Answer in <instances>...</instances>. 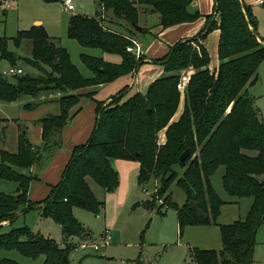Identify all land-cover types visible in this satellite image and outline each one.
<instances>
[{
	"label": "trees",
	"instance_id": "trees-1",
	"mask_svg": "<svg viewBox=\"0 0 264 264\" xmlns=\"http://www.w3.org/2000/svg\"><path fill=\"white\" fill-rule=\"evenodd\" d=\"M191 1L96 0L100 12L95 17L70 15L69 39L82 48H98L120 58L114 64L81 55V62L92 72L91 78L80 75L65 49L48 37L41 25L20 31L13 38L15 47L24 40L30 42V57L24 61L40 74L15 76L13 83L1 74L0 102L12 103L42 94L63 96L57 99L58 114L37 121L41 128L40 147H33L20 135L16 153L0 150V180L17 185L14 195L0 193V224H13L20 208L23 214L37 209L42 218H50L60 227L63 247L23 226L0 234V251H16L32 260L42 256L43 264H70L74 246L68 241L89 236L74 219L73 208L98 215L104 206L96 200L87 179L106 194L113 193L118 187V175L111 163L121 160L138 163L140 188L152 179L160 181L153 197L161 202V207L175 212L179 238L186 227H218L221 249L192 248L190 259L194 264H253L256 232L264 221V182L258 180L264 174V120L258 118L246 86L257 80L256 71L264 62V40L258 37L255 17L242 0H213V12L204 16V27L196 36L176 42L163 57L152 60L163 74L149 84L145 93L135 92L121 102V94L127 90L124 87L107 104L94 100L93 91L76 93L136 73L145 58L126 49L133 47L131 40L147 31H135L139 16L157 14V26L162 29L191 23L201 16L189 11ZM114 20L123 31L105 25ZM216 29L219 64L210 72L204 41ZM7 41L0 37V60L15 67L18 59L8 51ZM185 70H190V75L183 109L174 120L181 100L176 85ZM82 98L95 103L94 127L86 142L72 149L59 181L50 186L47 196L30 202V184L36 177L17 170L41 167L53 158L61 147L62 130L80 110L79 107L71 113ZM32 107L24 105L28 110ZM162 131L165 141L159 144L158 134ZM186 150L189 157L180 162L179 157ZM244 150L256 155L248 156ZM220 167L224 192L235 200L251 199L245 218L229 225L217 224L223 202L210 183V177ZM175 168L181 170L180 175ZM172 184L185 195L181 206L166 194ZM0 264L17 263L0 258Z\"/></svg>",
	"mask_w": 264,
	"mask_h": 264
},
{
	"label": "rangeland",
	"instance_id": "rangeland-1",
	"mask_svg": "<svg viewBox=\"0 0 264 264\" xmlns=\"http://www.w3.org/2000/svg\"><path fill=\"white\" fill-rule=\"evenodd\" d=\"M242 1L255 17L258 37L264 40V6L257 4L256 0ZM193 2L196 4L197 0H192L191 4ZM72 4L74 10L71 12H67L64 9L63 0L50 3H46L44 0H11V8L8 10L4 9L2 4H0V37H6L8 39V51L17 57L18 60L15 67L21 68L23 71L21 75L27 74L36 77L40 74L36 68H33L24 61L25 58L30 57V42L24 40L18 47H15L13 43V38L18 32L28 31L33 26H39L35 25L36 21L40 22L48 37L52 38L59 46L65 49L71 63L84 78H91L92 72L81 62V55H88L114 64L120 62V58L116 55L103 53L98 48H82L76 41L68 38L67 22L69 13L72 15L95 17L96 13L100 12V9L96 5V0H72ZM189 9L193 11L192 7ZM194 11L198 12L196 9ZM143 23L146 27L154 30L158 27V15L151 14L146 17L141 15L139 17V24L142 25ZM139 40L143 43L142 49H144L148 42L153 40V36L150 33H145L139 36ZM138 57L145 58L143 65L154 64L152 60H149L145 56L140 55ZM208 57L210 65L209 53ZM209 65L208 69L210 67ZM12 67L8 62L0 60V75ZM138 71L139 69L136 73ZM183 72H187V70ZM256 76V82L252 85H247L246 89L249 96L254 99V108L257 110L258 118L264 120V62L260 63L256 71ZM151 77L152 72L148 69L140 71L137 77L133 78L132 87L130 89L126 87L127 90L121 94L123 95L121 102H124L135 92L143 94L142 92L147 89ZM4 78L10 83L14 82V77L12 76ZM110 84H105L103 88L95 86L82 89L76 93L87 94L93 91V98L97 101H102L109 94L110 96L115 95L123 87L128 84L131 85V81L125 84ZM48 96L60 97L63 96V93L42 94L36 98L25 96L12 103L0 102V150L10 154L16 153L20 135H23L31 143L29 134L26 135V123L28 121L25 122V118L20 114L22 113V106L25 104L35 105L39 102L40 97L46 98ZM182 98L184 99V95H181ZM57 99L55 100L56 103H54V106L48 111L41 113L42 110L39 107H32L31 112L38 118H43L50 114H57ZM86 103L87 101L80 102L72 111L75 112L79 107L81 109L82 105H86ZM105 103H109V100ZM10 105H12V108L7 111L5 107H9ZM158 143H164L163 131L158 134ZM244 153L248 156L256 155L254 151L244 150ZM37 166L34 165L33 167ZM46 166L45 163L42 167L45 168ZM112 166L118 175V187L112 193L113 197L109 201H105L104 197L106 193L91 179H87L96 200L104 203L99 214L94 215L80 208H73L72 210L74 219L89 236L73 237L71 241H68L71 245H79L81 243H86L87 245V249L85 250L77 249L70 253V264H194L190 259V251L192 248L196 247L216 251L221 249L220 232L216 226L203 228L186 227L182 237H178L175 212L161 207V202L153 197L159 188V180L152 179L140 188L137 184V171L135 169L133 171L131 170L135 167V163L113 160ZM175 170L179 175L181 174L180 169L175 168ZM17 171L25 174L27 170L18 169ZM222 173L223 167L218 168L210 177V183L215 193L223 202L217 224L229 225L245 218L251 205V199L243 198L235 200L229 197L222 188ZM258 180L264 182V174L260 175ZM0 188L2 190L0 193L5 195H14L17 192V185L13 182H3V180H0ZM47 191L48 194L49 190ZM166 194H170L172 201L179 206L185 201L184 193L175 184L171 185ZM22 209L20 208L16 212L18 217H16L13 224H7L5 228L0 226V234L9 232L11 229L26 226L33 233L48 236L60 247H63V237L60 227L53 220L50 218H42L37 209H33L25 214L22 213ZM199 231L202 234H199ZM105 232H107V236L109 237V245L101 247L99 251H95L93 249L94 246L103 245ZM199 235H208L207 241H198ZM255 239L256 246L253 251V264H264V221L259 226ZM0 258H8L17 264H43L44 262L42 256L32 260L21 256L16 251H0Z\"/></svg>",
	"mask_w": 264,
	"mask_h": 264
},
{
	"label": "crops",
	"instance_id": "crops-1",
	"mask_svg": "<svg viewBox=\"0 0 264 264\" xmlns=\"http://www.w3.org/2000/svg\"><path fill=\"white\" fill-rule=\"evenodd\" d=\"M213 5H214L213 0H197L196 4H194V2H193V4L190 3L189 8L192 7L193 11L196 9V11H198L201 15L200 18H198L197 20H195L194 22H191V23H184V24H180V25H177L174 27L167 28V29H162L160 27H157L154 30H151V28L146 27L144 25V23L142 25L139 24L140 28L141 27L144 28L145 30H147L146 33H150L153 36V40L149 41L148 44L146 45V47H144V49H142L143 43L140 42V40H139L140 35H137L134 38L136 41H138V43L140 45V50L142 52V55L145 56L146 58H148L149 60H155V59L161 58L168 52V48L170 46H172L173 44H175L176 42L183 41L186 39H190V38L196 36L201 31V29L204 27V24H205L204 16L212 14ZM189 11L193 13V11H191L190 9H189ZM67 12H71V11H67ZM68 15L70 16L72 14L69 13ZM141 15L143 17H146V16H150L151 14L147 13V14H144V15L141 14ZM108 17L110 18L109 14H108ZM214 17H215V20H217V17L216 16H214ZM158 21H159V18H158ZM115 23H117L116 20H114L113 24L106 23L105 25L109 28L116 29V30L120 29V31H123V29L120 26H116ZM120 24L123 25V23H120ZM35 25H40V22L36 21ZM153 32H154V34H153ZM218 39H219V30L216 29V30L212 31L206 37V39L204 41V46L207 49L209 56H210V60H211V63L209 65L210 66L209 70L211 72H214L217 69L218 64H219V60L217 57ZM19 69H21V68H19ZM144 69H148L149 71L152 72V77H151L149 84L152 83L155 79L162 76V74H163L162 68L160 66H157L154 64L142 65L139 68L138 73ZM138 73L121 77V78L117 79L116 81H114L113 83H111L110 85L120 84V83L125 84L126 82L131 81V85L128 84L127 86H125V87H128L130 89L132 87L133 78H136ZM134 84H135V82H134ZM149 84H148V86H149ZM104 86L105 85L98 86V88H103ZM89 90H91V89H89ZM145 91H146V89L142 93H144ZM112 96L113 95L110 96V94H109V96L107 98H104V100L99 101V102H107L110 99V97H112ZM58 97L59 96H53V97L48 96L46 98L40 97L39 102H37L34 105V108L39 107V109L42 110L41 113H44L45 111H48L52 106H54V103H56L55 100ZM82 101H87L86 105H82V108L71 119L70 123L67 124L63 128L62 133H61V148L54 154L51 161L46 163L47 166L45 168H43L42 167L43 165H42L41 167L40 166L33 167V168H30L29 170L26 171L25 174H31V175L36 177V180H34L31 183L30 191L28 193V199L31 202L40 201L41 199H43L47 195V192H48L47 190H49V186L55 185L59 181L61 174H62V171H63V168L66 165V163L70 157L72 149L77 145L85 143L87 138L89 137V135H90V133L94 127V123H95V103L93 100L88 99V98H82L80 100V102H82ZM183 101H184V99L182 98L180 100L179 108H178V111H177V114H176L174 120H176L182 112ZM57 106H58L57 111L59 112L58 103H57ZM10 108H12V105H10L9 107H5V109L7 111ZM31 110L25 109L24 105L22 106V113H20V114H22V117L25 118V122L28 121V123H26L27 134H26V132H24V134H26V135L29 134V137L31 139L30 142H31L33 147H40L42 144L41 128L37 124V121L41 118L34 116L33 112H31ZM58 112H57V114H58ZM73 112L74 111H72V113ZM51 115H55V114H51ZM163 140L165 141L164 133H163ZM130 162H133V161H130ZM127 163H129V162H127ZM133 163H135V167H133L131 170L133 171L135 169L137 171V175H138V168H139L138 163H136V162H133ZM111 165H112V163H111ZM3 182H5V181H3ZM0 191H2V190H0ZM112 197H113V194L110 193V194H106L104 198H105V201H109ZM17 217H18V215H17ZM7 224H8V222H3L1 224V227L5 228ZM208 227H210V226H208ZM216 228H218V227H216ZM199 234H202V232L199 231ZM207 236L208 235H199L198 241H201V242L207 241ZM46 237H48V236H46ZM205 250H208V249H205Z\"/></svg>",
	"mask_w": 264,
	"mask_h": 264
},
{
	"label": "built area",
	"instance_id": "built-area-1",
	"mask_svg": "<svg viewBox=\"0 0 264 264\" xmlns=\"http://www.w3.org/2000/svg\"><path fill=\"white\" fill-rule=\"evenodd\" d=\"M256 3L263 6L264 0H256ZM0 4H2L4 9H6V10L11 8V0H0ZM63 6H64V9L66 11H72L74 9L73 4H72V0H63ZM131 42L133 44V47H129L126 50L128 52H132L133 54H135L136 57L142 55L138 41L131 40ZM21 74H23V71L19 68H16V67H12V68H10V69H8L2 73V75L4 77H7V76L15 77V76H18ZM189 75H190V70L187 72L181 73L180 78L178 80V83L176 85V89L178 90V92L182 96L184 95L185 89L187 87V84L189 81ZM104 237H105V239H104V243L102 246H94L93 247V249L95 251H99L101 247H106L109 245V237L107 236V232H105ZM73 246H74V251H76L77 249L78 250L87 249L86 243H81L79 245H73Z\"/></svg>",
	"mask_w": 264,
	"mask_h": 264
},
{
	"label": "water",
	"instance_id": "water-1",
	"mask_svg": "<svg viewBox=\"0 0 264 264\" xmlns=\"http://www.w3.org/2000/svg\"><path fill=\"white\" fill-rule=\"evenodd\" d=\"M46 3H50V2H54V1H57V0H44ZM264 6V5H263ZM135 31L137 33H140L141 32V28L139 26H135L134 27ZM189 157V151L186 150L184 151L181 156L179 157V161L180 162H184L187 158Z\"/></svg>",
	"mask_w": 264,
	"mask_h": 264
}]
</instances>
